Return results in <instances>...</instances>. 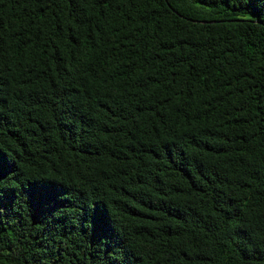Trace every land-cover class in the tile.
I'll return each instance as SVG.
<instances>
[{
    "label": "trees",
    "instance_id": "1",
    "mask_svg": "<svg viewBox=\"0 0 264 264\" xmlns=\"http://www.w3.org/2000/svg\"><path fill=\"white\" fill-rule=\"evenodd\" d=\"M0 264H264V0H0Z\"/></svg>",
    "mask_w": 264,
    "mask_h": 264
}]
</instances>
